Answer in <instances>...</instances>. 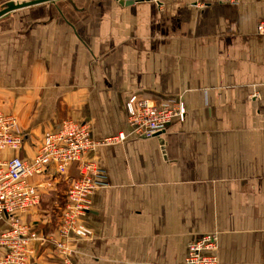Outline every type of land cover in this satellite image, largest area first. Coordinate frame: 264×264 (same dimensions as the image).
<instances>
[{
    "label": "crops",
    "instance_id": "obj_1",
    "mask_svg": "<svg viewBox=\"0 0 264 264\" xmlns=\"http://www.w3.org/2000/svg\"><path fill=\"white\" fill-rule=\"evenodd\" d=\"M262 21L264 0H55L0 17V110L25 136L7 159L32 160L68 118L98 141L126 135L86 156L108 184L91 196L94 235L75 244V264H186L190 243L210 233L221 263L264 264ZM133 94L182 100L185 118L139 137ZM78 176L73 164L30 179L42 200L22 221L45 239L33 264H63L53 240Z\"/></svg>",
    "mask_w": 264,
    "mask_h": 264
},
{
    "label": "built area",
    "instance_id": "obj_2",
    "mask_svg": "<svg viewBox=\"0 0 264 264\" xmlns=\"http://www.w3.org/2000/svg\"><path fill=\"white\" fill-rule=\"evenodd\" d=\"M236 3L238 0H221ZM264 34V21L258 25ZM128 122L139 137H153L163 132L173 118H185L186 107L182 100L168 99L160 104L152 99L131 95L126 102ZM124 133L98 141L93 137L92 126L68 118L55 130L48 132L38 153L32 160L18 155L7 159L5 151L21 149L25 136L15 116L0 110V224L7 221L9 228L0 233V247H6L0 264H33V242L45 240L31 232L22 221V215L40 204L42 193L30 182L36 175L47 174L55 167L57 174L65 175L76 164L79 176L69 186L59 223V239H54L56 251L63 264H75V244L94 235L84 220L91 210V196L96 189L106 186L105 170L86 156L100 145L123 142ZM51 186V182H48ZM216 234H205L189 245L186 264H224L216 255Z\"/></svg>",
    "mask_w": 264,
    "mask_h": 264
},
{
    "label": "water",
    "instance_id": "obj_3",
    "mask_svg": "<svg viewBox=\"0 0 264 264\" xmlns=\"http://www.w3.org/2000/svg\"><path fill=\"white\" fill-rule=\"evenodd\" d=\"M48 1H55V0H28V1H23V2L10 3L5 8L0 10V17L6 15L7 13H9L10 11L14 9H18V8H22V7H26V6H30L34 4H39L43 2H48ZM121 1H124L126 4H131L134 0H121Z\"/></svg>",
    "mask_w": 264,
    "mask_h": 264
},
{
    "label": "trees",
    "instance_id": "obj_4",
    "mask_svg": "<svg viewBox=\"0 0 264 264\" xmlns=\"http://www.w3.org/2000/svg\"><path fill=\"white\" fill-rule=\"evenodd\" d=\"M64 203H65V201H64Z\"/></svg>",
    "mask_w": 264,
    "mask_h": 264
}]
</instances>
